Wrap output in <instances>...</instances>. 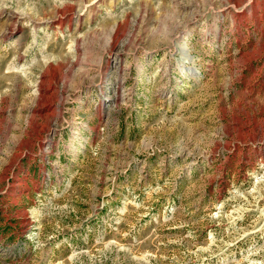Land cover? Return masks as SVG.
Masks as SVG:
<instances>
[{
  "label": "rangeland",
  "instance_id": "374dc122",
  "mask_svg": "<svg viewBox=\"0 0 264 264\" xmlns=\"http://www.w3.org/2000/svg\"><path fill=\"white\" fill-rule=\"evenodd\" d=\"M0 264H264V0H0Z\"/></svg>",
  "mask_w": 264,
  "mask_h": 264
}]
</instances>
